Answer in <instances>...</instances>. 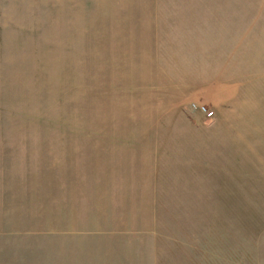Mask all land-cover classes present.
Instances as JSON below:
<instances>
[{
  "label": "rangeland",
  "instance_id": "obj_1",
  "mask_svg": "<svg viewBox=\"0 0 264 264\" xmlns=\"http://www.w3.org/2000/svg\"><path fill=\"white\" fill-rule=\"evenodd\" d=\"M122 14L175 47L166 85L226 102L155 106L103 32ZM19 241L53 264H264V0H0V264Z\"/></svg>",
  "mask_w": 264,
  "mask_h": 264
},
{
  "label": "crops",
  "instance_id": "obj_2",
  "mask_svg": "<svg viewBox=\"0 0 264 264\" xmlns=\"http://www.w3.org/2000/svg\"><path fill=\"white\" fill-rule=\"evenodd\" d=\"M102 18L106 19V16H101ZM128 17L127 13L126 16ZM122 15L115 16L114 21H110V26H105L104 33L109 32V30H113V33L118 34L119 43V51L124 50L123 44L124 40L129 41V48L127 50L130 51L131 57H123L122 59L119 57V52L116 54L117 60L120 62V66L125 65L127 68H130V73L132 74V77H136L135 82L139 81L138 77H140L137 73V71H140L141 73L145 74L149 79V82H153L156 85L152 87V89H148V93H151L153 96V100H155V106H161L164 108L174 107L173 112L178 113L188 111L189 110V104H201L206 103L212 100V105L215 104H221L226 102L225 98L220 96L218 99H215V95H212L210 93V87H204L203 81L201 79V76H197L196 74H192L186 77L178 78L175 77V79L171 80L170 85L165 84V79L163 74H169V65L168 60H164L165 54L170 55L171 57L175 56L174 48L172 47V44L169 43L167 40H169L168 36L165 35L163 32L160 31V27L157 26L154 21H151L146 26H142L140 22L138 21H129ZM154 25V26H153ZM174 41V39H173ZM162 42H167L168 49H164ZM191 42L189 39L184 38L183 43H189ZM143 44L146 47L152 46L150 49L146 50L145 46H142L143 49L138 45ZM172 47V48H171ZM118 51V50H117ZM186 55L191 59L195 52L193 51H185ZM176 57V56H175ZM125 59V61H124ZM119 64L117 65V67ZM172 66L176 68L178 66L177 62ZM119 69V68H118ZM118 69H116L118 71ZM176 71V70H175ZM193 72V71H190ZM116 83L118 81V75H116ZM130 81H133L132 79ZM132 90L136 87L135 85H131ZM201 102V103H199ZM133 105V104H132ZM191 111V109H190ZM168 111H154V113H167ZM195 113H198L197 111H192ZM135 111H127L124 114H134ZM116 126V125H115ZM118 126H120V129L125 130H134V126H141L139 128H149L148 125H141V123L138 122H132V121H126V122H118ZM122 126V127H121ZM115 130V129H113ZM152 142V141H151ZM146 155H149L150 157L153 155V143L149 145V148L146 150ZM103 154L99 155V163L102 162ZM5 155L3 156V158ZM113 162L112 165H110V168L113 169ZM100 165V164H99ZM150 167H145L144 171H147ZM118 169H115V172ZM150 172V171H149ZM156 175H154V171L151 173H144L146 177H152L154 176V182L151 186L154 190L152 191L153 194L155 193V179L157 180V169L155 171ZM117 174V173H116ZM52 181H49V183L46 184L47 192L51 195L54 193V183H51ZM110 183L112 184L108 189H115L114 185V178H111ZM19 186V184L16 185ZM101 186V191H100ZM107 186V185H106ZM106 186H104V179H100L99 177V194H104V190L106 189ZM5 187V183H4ZM15 189V187H14ZM6 222V221H5ZM53 233V232H51ZM18 247L16 248L18 250V253L14 256L11 255L7 256V253L5 255L6 263L10 261V264H26L28 261L25 259L23 250L31 251L33 254H27V255H34V259L40 257L41 259H46V263L53 264L54 263V245L50 246V249L48 247H42L38 252H35L31 247H28L21 243V241L18 242ZM17 257H19L17 259ZM35 264H39L37 261H35Z\"/></svg>",
  "mask_w": 264,
  "mask_h": 264
},
{
  "label": "built area",
  "instance_id": "obj_3",
  "mask_svg": "<svg viewBox=\"0 0 264 264\" xmlns=\"http://www.w3.org/2000/svg\"><path fill=\"white\" fill-rule=\"evenodd\" d=\"M191 111H197L198 113H201L202 115L206 116L207 118H211L213 116V113L207 112V110L204 107L198 108V107L192 105Z\"/></svg>",
  "mask_w": 264,
  "mask_h": 264
}]
</instances>
